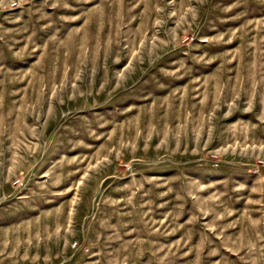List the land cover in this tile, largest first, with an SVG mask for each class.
I'll return each mask as SVG.
<instances>
[{
    "label": "rangeland",
    "instance_id": "obj_1",
    "mask_svg": "<svg viewBox=\"0 0 264 264\" xmlns=\"http://www.w3.org/2000/svg\"><path fill=\"white\" fill-rule=\"evenodd\" d=\"M0 264H264V0H0Z\"/></svg>",
    "mask_w": 264,
    "mask_h": 264
},
{
    "label": "built area",
    "instance_id": "obj_2",
    "mask_svg": "<svg viewBox=\"0 0 264 264\" xmlns=\"http://www.w3.org/2000/svg\"><path fill=\"white\" fill-rule=\"evenodd\" d=\"M253 172H254V173H257V170L255 169V170H253Z\"/></svg>",
    "mask_w": 264,
    "mask_h": 264
}]
</instances>
